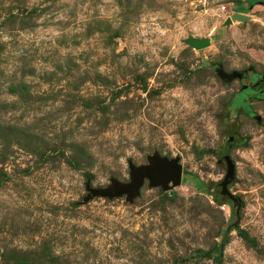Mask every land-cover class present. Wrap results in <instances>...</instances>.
<instances>
[{
	"label": "rangeland",
	"instance_id": "obj_1",
	"mask_svg": "<svg viewBox=\"0 0 264 264\" xmlns=\"http://www.w3.org/2000/svg\"><path fill=\"white\" fill-rule=\"evenodd\" d=\"M263 71L264 2L0 0V264H264ZM155 153L180 184L89 196Z\"/></svg>",
	"mask_w": 264,
	"mask_h": 264
},
{
	"label": "water",
	"instance_id": "obj_2",
	"mask_svg": "<svg viewBox=\"0 0 264 264\" xmlns=\"http://www.w3.org/2000/svg\"><path fill=\"white\" fill-rule=\"evenodd\" d=\"M248 19V15L241 12H233L226 18V23L230 24L233 20L246 21ZM185 41L195 49H202L210 45V38L208 37L189 36ZM221 77L229 82L234 79H241L242 72L221 73ZM236 136L237 125H233L228 131L229 141L235 139ZM219 156L224 159L226 165V173L220 186L223 192L232 196L226 185L235 177V165L226 150H223ZM129 170L130 180L128 182L112 180L110 184L101 189H90L89 196L119 197L125 195L126 199L131 201L139 194V190L146 179L150 186H161L163 188H168L169 183L178 185L181 182L182 165L179 163L178 157L167 158L155 153L148 157V163L146 164L135 166L130 163Z\"/></svg>",
	"mask_w": 264,
	"mask_h": 264
},
{
	"label": "flooded vegetation",
	"instance_id": "obj_3",
	"mask_svg": "<svg viewBox=\"0 0 264 264\" xmlns=\"http://www.w3.org/2000/svg\"><path fill=\"white\" fill-rule=\"evenodd\" d=\"M256 2H264V1L255 0V4ZM247 88L250 89V91L252 92V95L256 97H262L264 95V71L260 74H256V76H254V80L250 84L247 85Z\"/></svg>",
	"mask_w": 264,
	"mask_h": 264
},
{
	"label": "built area",
	"instance_id": "obj_4",
	"mask_svg": "<svg viewBox=\"0 0 264 264\" xmlns=\"http://www.w3.org/2000/svg\"><path fill=\"white\" fill-rule=\"evenodd\" d=\"M225 9V6L224 5H222V7H221V10H224Z\"/></svg>",
	"mask_w": 264,
	"mask_h": 264
},
{
	"label": "crops",
	"instance_id": "obj_5",
	"mask_svg": "<svg viewBox=\"0 0 264 264\" xmlns=\"http://www.w3.org/2000/svg\"><path fill=\"white\" fill-rule=\"evenodd\" d=\"M229 13H227V14H232L233 12L232 11H228Z\"/></svg>",
	"mask_w": 264,
	"mask_h": 264
}]
</instances>
